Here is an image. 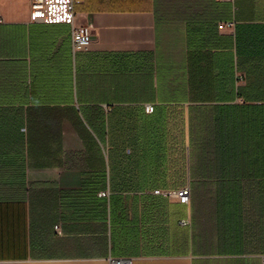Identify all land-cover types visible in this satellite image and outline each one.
<instances>
[{
	"label": "crops",
	"instance_id": "crops-1",
	"mask_svg": "<svg viewBox=\"0 0 264 264\" xmlns=\"http://www.w3.org/2000/svg\"><path fill=\"white\" fill-rule=\"evenodd\" d=\"M31 4L0 0V264H264V0ZM234 134L244 176H200Z\"/></svg>",
	"mask_w": 264,
	"mask_h": 264
},
{
	"label": "built area",
	"instance_id": "built-area-1",
	"mask_svg": "<svg viewBox=\"0 0 264 264\" xmlns=\"http://www.w3.org/2000/svg\"><path fill=\"white\" fill-rule=\"evenodd\" d=\"M32 11L35 13L43 14L47 8V0H32L31 4ZM67 9L73 15L74 13V2L67 4ZM233 24H228L227 26L232 27ZM226 25L223 24L220 26L221 29L225 28ZM92 32L88 27L80 26L73 28V46L76 51L88 50L92 44ZM155 111V106L150 104L146 106L147 113H153ZM156 194H162L164 196L172 197L175 196L179 201L189 205L192 199V191L190 186L178 190L176 192H163L161 190L155 191ZM107 192L101 193V196L106 197ZM58 230L59 227H56ZM112 264H134L133 259H113Z\"/></svg>",
	"mask_w": 264,
	"mask_h": 264
},
{
	"label": "trees",
	"instance_id": "trees-1",
	"mask_svg": "<svg viewBox=\"0 0 264 264\" xmlns=\"http://www.w3.org/2000/svg\"><path fill=\"white\" fill-rule=\"evenodd\" d=\"M196 78H197V72H196ZM246 123L244 122V125ZM257 124H259V128L262 129V126L264 128V122L262 119H260L259 122L257 120H250L249 125H250V132L253 133L254 128H257ZM233 125H234V132H237L240 128V118L237 115H234L233 119ZM261 131V130H260ZM251 133V134H252ZM237 134H234V141H235V150L232 152L231 155H228V158L226 156V152L219 151L217 153V157L221 159V163L216 164V165H207V166H201L197 168L198 172L200 173V176L208 179H214V178H226L227 176L231 175L233 177H242L244 176L245 172L242 171V167L238 164H236V160L241 157V152L240 150H236V143L238 142ZM260 135V139H261ZM234 165H226L225 164V159H232ZM197 172V171H196ZM243 172V173H242ZM225 189V187H223Z\"/></svg>",
	"mask_w": 264,
	"mask_h": 264
}]
</instances>
